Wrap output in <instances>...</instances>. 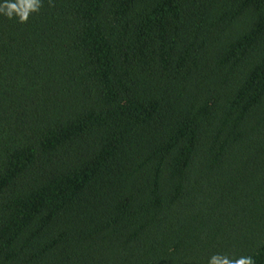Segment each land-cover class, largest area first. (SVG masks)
Here are the masks:
<instances>
[{
    "label": "trees",
    "instance_id": "16d2710c",
    "mask_svg": "<svg viewBox=\"0 0 264 264\" xmlns=\"http://www.w3.org/2000/svg\"><path fill=\"white\" fill-rule=\"evenodd\" d=\"M213 256L264 264V0L0 13V264Z\"/></svg>",
    "mask_w": 264,
    "mask_h": 264
},
{
    "label": "clouds",
    "instance_id": "9594fccd",
    "mask_svg": "<svg viewBox=\"0 0 264 264\" xmlns=\"http://www.w3.org/2000/svg\"><path fill=\"white\" fill-rule=\"evenodd\" d=\"M40 6V0H0V13L11 17L16 13L21 22L27 19L29 11H35ZM209 264H253L250 257H243L234 262L213 256Z\"/></svg>",
    "mask_w": 264,
    "mask_h": 264
}]
</instances>
